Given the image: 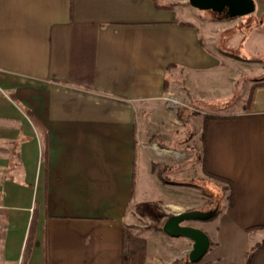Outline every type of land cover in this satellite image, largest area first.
<instances>
[{"label": "crops", "instance_id": "0c3cea01", "mask_svg": "<svg viewBox=\"0 0 264 264\" xmlns=\"http://www.w3.org/2000/svg\"><path fill=\"white\" fill-rule=\"evenodd\" d=\"M185 1L0 0V264H122L133 219L162 230L200 208L186 189L190 168L179 170L178 202L168 197L178 195L169 187L176 158L153 159L161 144L147 118L159 114L148 104L179 82L192 103L229 100L227 86L193 80L227 69L209 39L239 17L205 20ZM253 1L254 20L264 19V0ZM247 87L240 110L207 121L205 170L233 195L209 176L225 204L212 223H181L210 239L191 264H248L264 240V78ZM152 188L164 210L148 199ZM157 241L162 264L192 246L166 233ZM251 264H264V247Z\"/></svg>", "mask_w": 264, "mask_h": 264}, {"label": "rangeland", "instance_id": "374dc122", "mask_svg": "<svg viewBox=\"0 0 264 264\" xmlns=\"http://www.w3.org/2000/svg\"><path fill=\"white\" fill-rule=\"evenodd\" d=\"M185 5L197 13L204 15L205 20H211L213 15L218 16L216 12L211 10H200L191 6L188 0ZM253 12L239 16L235 26L224 32L223 34L213 35L209 39V46L217 51L219 56L225 61L227 69L218 70V72H203L201 76L195 78L193 82L197 86L203 85L210 91V87L218 84H223L227 88L233 90V95L229 100L216 101L213 103H192L191 98L187 95L183 88L182 82L170 85L164 98L161 102L148 104L149 108L158 111L156 117L147 118L148 131L155 134L159 148L157 153H154L153 159L156 161L164 159L167 155L175 156L176 165L173 164L176 174L175 181L169 182L172 189L178 194L174 199L173 195H168L170 200L178 202V196L181 190L185 189L183 183L184 176L179 174V170L183 167L191 169L190 180L186 179V189L192 192L193 204L197 202L198 210L201 212H210L223 208L225 204L221 197L222 191L220 182L205 175L201 166V142L199 140L200 128L202 123L203 112L210 113H230L240 110L248 95V83L253 80L264 78V19L254 20ZM221 35L223 37H221ZM229 38V39H226ZM218 46L223 48L224 52L216 49ZM241 56V57H239ZM179 81V79H178ZM224 100V99H223ZM151 115V113H149ZM151 135V136H152ZM168 139H163V138ZM169 145L175 153L163 151L162 145ZM180 159H186L185 164L178 165ZM156 162L155 164H157ZM163 162L159 166L162 168ZM168 177L172 176L171 170L165 171ZM161 176V175H160ZM188 177V175H187ZM189 178V177H188ZM152 202L158 203L160 209L164 210L160 200H163L162 195L152 188L149 192V197ZM166 210H168L166 208ZM210 214V213H209ZM215 216L202 221L203 223H212ZM128 230L131 233V241L134 247L139 250L137 254V264H162L155 255L154 244L159 243L158 237L164 236L165 233L157 226L149 224L141 218L133 219ZM163 226V225H162ZM162 228V227H161ZM153 254V255H152ZM178 259H188V254L184 253ZM192 263V262H191ZM189 263V264H191Z\"/></svg>", "mask_w": 264, "mask_h": 264}, {"label": "water", "instance_id": "95a60500", "mask_svg": "<svg viewBox=\"0 0 264 264\" xmlns=\"http://www.w3.org/2000/svg\"><path fill=\"white\" fill-rule=\"evenodd\" d=\"M189 4L200 10H211L216 13H224L228 17H239L254 11L253 0H188ZM217 209L210 212L200 210L176 213L166 219L162 230L173 237H187L192 241L188 252V260L197 262L207 251L210 245L209 236L202 230L191 225L181 224L190 219H208L216 214ZM210 213V214H209Z\"/></svg>", "mask_w": 264, "mask_h": 264}, {"label": "trees", "instance_id": "16d2710c", "mask_svg": "<svg viewBox=\"0 0 264 264\" xmlns=\"http://www.w3.org/2000/svg\"><path fill=\"white\" fill-rule=\"evenodd\" d=\"M155 3H156V0H154ZM161 7H163V5H160ZM219 16H222V17H227L228 16L224 13H217ZM167 88V86H166ZM219 117H222L221 115H215V114H211V113H204L203 114V117H202V123H201V128H200V134H199V140L201 142V163H202V167H203V170H205V167H204V153H205V137H206V128H207V121L209 119H212V118H219ZM44 153V151H43ZM205 173L208 174V176H211L213 178H216L220 181H225L227 182V188L229 189V194H228V199L231 200L232 199V195H233V187H232V183L230 181H227L226 179H224L223 177H219L217 175H214L212 173H210L209 171H206L205 170ZM216 214H214L213 216H215ZM211 216V217H213ZM210 217V218H211ZM209 219V218H208ZM132 241H131V238L128 236V237H125L124 239V236H123V250L124 251H127V253L125 254V256H123V260H122V264H136L137 262V259L135 257L136 253H133L130 251V245H131ZM264 247V240L261 242V243H258L256 244L255 246H253L249 252V255H248V260H247V263L248 264H251L254 256L256 255V253L262 248ZM191 263L187 258L186 259H174L171 264H189Z\"/></svg>", "mask_w": 264, "mask_h": 264}]
</instances>
